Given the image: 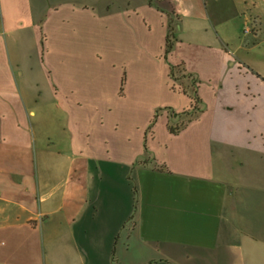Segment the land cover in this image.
<instances>
[{
    "label": "crops",
    "instance_id": "crops-1",
    "mask_svg": "<svg viewBox=\"0 0 264 264\" xmlns=\"http://www.w3.org/2000/svg\"><path fill=\"white\" fill-rule=\"evenodd\" d=\"M241 2L0 0V264H264V0Z\"/></svg>",
    "mask_w": 264,
    "mask_h": 264
},
{
    "label": "rangeland",
    "instance_id": "rangeland-1",
    "mask_svg": "<svg viewBox=\"0 0 264 264\" xmlns=\"http://www.w3.org/2000/svg\"><path fill=\"white\" fill-rule=\"evenodd\" d=\"M230 8L231 9H234V12L236 13V17L234 18L235 19V21H240L239 20V18H241L242 16V13H243V11H244V9H245V7L243 6V3L241 2V0H239V2L237 1V0H231V5H230ZM259 8L261 9V10H263V12H264V4L263 3H261L260 5H259ZM255 20H256V18H253V20H252V18H251V21H250V24L249 23H247L246 25H245V27L243 28V30L245 31V32H252V31H254L255 30V28H256V22H255ZM252 21H253V24H252V26H251V23H252ZM169 25H171V28H174L173 26L174 25H172L171 23L169 24ZM171 28H167L168 29V31H167V33H168V35H167V37L169 38V40H167L166 39V44H165V50H166V52L167 51H169L170 50V48L172 47V45H173V41L175 40V38H174V35H173V30L171 29ZM248 29V31H246L245 29ZM181 72L180 70L178 71V70H172V76H173V78L174 79H177L179 76H182V75H186L185 73H181V74H179V73ZM175 74V75H174ZM189 77V76H188ZM191 83H192V86L195 88L196 87V82H195V80H194V78H192L191 79ZM180 87H182L183 88V86H180ZM194 96H195V99H196V101H195V106H194V109H193V111H191L190 113L188 112L187 114H186V119H188V118H191L192 116H194L195 114H197V112H198V109H200L199 107H198V103H197V93L196 94H194ZM197 96V97H196Z\"/></svg>",
    "mask_w": 264,
    "mask_h": 264
},
{
    "label": "trees",
    "instance_id": "trees-1",
    "mask_svg": "<svg viewBox=\"0 0 264 264\" xmlns=\"http://www.w3.org/2000/svg\"><path fill=\"white\" fill-rule=\"evenodd\" d=\"M167 35H168V33H167ZM167 35H166V39L167 40H169V38L167 37ZM172 131H176V129H173V128H170Z\"/></svg>",
    "mask_w": 264,
    "mask_h": 264
},
{
    "label": "built area",
    "instance_id": "built-area-1",
    "mask_svg": "<svg viewBox=\"0 0 264 264\" xmlns=\"http://www.w3.org/2000/svg\"><path fill=\"white\" fill-rule=\"evenodd\" d=\"M245 30H246V31H248V29H247V28H246Z\"/></svg>",
    "mask_w": 264,
    "mask_h": 264
}]
</instances>
